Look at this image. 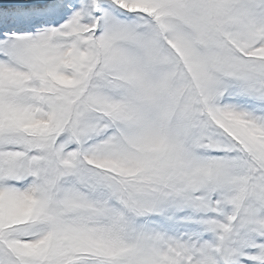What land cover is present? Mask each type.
<instances>
[{"label":"snow or ice","instance_id":"6c2138e0","mask_svg":"<svg viewBox=\"0 0 264 264\" xmlns=\"http://www.w3.org/2000/svg\"><path fill=\"white\" fill-rule=\"evenodd\" d=\"M0 264H264V0H0Z\"/></svg>","mask_w":264,"mask_h":264}]
</instances>
